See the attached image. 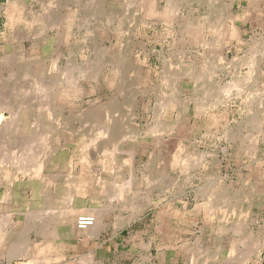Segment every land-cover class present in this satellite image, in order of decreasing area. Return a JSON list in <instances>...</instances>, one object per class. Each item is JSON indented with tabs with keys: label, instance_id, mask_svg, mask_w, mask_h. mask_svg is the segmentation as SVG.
Here are the masks:
<instances>
[{
	"label": "rangeland",
	"instance_id": "1",
	"mask_svg": "<svg viewBox=\"0 0 264 264\" xmlns=\"http://www.w3.org/2000/svg\"><path fill=\"white\" fill-rule=\"evenodd\" d=\"M57 1L0 0V105L4 104L3 107L5 108V103L11 102V100V103H14L13 106H16V103L20 102L19 100L26 103L29 102V104L30 102H32V107L34 108L32 111L33 113H30L28 123L26 125L27 130L29 131L30 129V134H26H29L30 136L34 135L38 130L41 132L46 131L47 129L48 131L51 129L54 130V135H52L49 142L51 143V146H53V148H56L57 150V153L51 165L44 171L48 177V184H50L51 186L46 183L40 185L38 182H28V180H22L23 182H21L20 184L4 183L0 185V215H13L15 221L14 231H18V233L25 231V221H27L28 218L27 214H30L35 210L37 211L48 208L49 202L46 204L44 202L45 199L40 194L41 186L47 187V192H52L54 190L52 192L54 193V195L58 194L61 196L64 192H66V190H68L71 183L79 175L85 181L82 184L84 186H87L88 191L84 196L78 195L73 197L72 206L80 210L84 208H101L102 206H105L104 208L107 209V214L109 215H107L105 219V227L101 230V233L99 235L100 237H98V240L95 241V244H85L86 239L83 235H76L71 232L72 229L70 227L59 225L57 229L58 233L60 234L61 238H63L67 243L70 244V247L65 251L66 256L63 260H77L82 253L90 248H94L99 245L97 258L102 261V264H196V260H198L197 264H205L208 256V262L206 261V264H264V0H192V2L188 0L182 2L177 6V9H175V13L172 7H170L171 4L169 3V0H156L157 2L154 0L156 2H154L156 4V8L154 7V13L148 12L149 7L147 5L149 0H125L126 2L124 0H59L60 3ZM138 1L140 3H138ZM150 1L153 2V0ZM71 2L73 4H71ZM85 2L86 4L88 3V6L85 4ZM158 2L159 5H157ZM9 4H16V7L13 8V6H9ZM50 4L53 6L50 7ZM60 4L62 7L60 6ZM100 4H103L102 7H98V5ZM19 5H21V7ZM107 5L111 7L109 8ZM135 5H139V8ZM6 6L9 7L6 8ZM82 6H84V8ZM94 6L95 8H93ZM70 7L72 9V12L71 9L69 10ZM103 9L106 10L104 11ZM136 9H138V13ZM96 10H98L99 12ZM128 11L130 13H126ZM67 12L69 13V15L73 14V25L71 26V28H68L66 25L65 19L68 16ZM94 12L95 14L98 12L100 15H95ZM23 13L25 14L23 15ZM54 13H56L57 15H55ZM60 14H62L61 17ZM168 14L171 15L169 16ZM158 15L159 18L157 17ZM9 16H12L13 18L22 16L24 19H27V24L16 22L15 24L14 20L10 21ZM167 16L169 18H167ZM172 16L174 17L172 18ZM188 16L190 17V19H188ZM34 17H36V19ZM56 17L60 20L58 19L57 21ZM113 18L115 19V22H113ZM131 18L133 20H131ZM155 18L157 21L155 20ZM142 19L144 22L142 21ZM255 19L258 20L255 21ZM136 20L138 21V23ZM119 21H122L123 24ZM139 21L142 22L140 23ZM191 21H194V23H192ZM53 22H56V24H54ZM128 22H130V24ZM29 23L31 25H29ZM251 23L253 25H251ZM261 23L263 24V26ZM131 24L135 26H132ZM194 24L196 28H199V26H201L202 24L206 27L205 31L203 32V34H206L202 37L197 36L198 40H194L195 34L192 33L196 32V30L198 29H195ZM32 25L35 26L33 27ZM221 25L224 27V29L223 27H221ZM30 26H32V28ZM39 27L41 28L39 29ZM42 27L44 28V30L42 29ZM51 27H53V29H51ZM119 27L121 31L119 30ZM187 27H191V30ZM48 28L49 30L47 31ZM184 28L187 30L184 31ZM64 30L67 31L65 32ZM40 31H42L43 33ZM27 32L29 33L27 34ZM36 33L38 35L35 36ZM39 36L40 41H38L37 39L39 38ZM60 36L66 41L62 40ZM125 36L129 37L130 39ZM70 37L72 40L70 39ZM92 37L94 39H92ZM33 39H35V41ZM203 39L208 43V45H203L202 43H200ZM57 40H60V45L55 44V42L58 43ZM67 40H70L71 42L68 41L70 42L68 43ZM182 40L185 42H183ZM72 46H75V50H73L74 48ZM71 51L73 52V54L71 53ZM123 51H125V53ZM60 54L61 56L59 57ZM67 54L69 56H67ZM111 54L115 57L114 61L112 60L114 58ZM195 55L196 58L194 57ZM70 58L72 59V61ZM30 59L31 61H34V64L30 63ZM97 59H99V61ZM149 59L151 61H149ZM109 61H111L112 64L114 63V65L111 66L112 64H110L111 62ZM182 61H184L183 64H181ZM218 61L221 64H219ZM39 62L41 65L38 64ZM46 62L49 63L47 64ZM76 63L78 66L76 65ZM50 64H54L55 67L54 65L51 66ZM67 64L72 65L69 66ZM190 64L195 65L199 68L202 67V64L203 66L206 64L208 67H210V102H201L202 96L199 95L198 92H196L197 85L196 83L194 84V79L192 80V78L189 76L188 78L187 76L180 78L182 69H184V67L186 66H189ZM36 65L38 66V70ZM67 66L71 70H69ZM92 66L95 68H93ZM48 68L51 69L49 70ZM76 68L82 70L84 69V71L89 70L90 72V74L88 75V79L81 80L79 86H81L82 88L79 87L78 93L72 92L74 90L70 88L72 90H70V95L62 94L61 96H54L49 99V103L48 100L46 101L44 99H36L34 95L30 93L20 95L15 91L18 90L17 88L28 86L26 84V80L24 79V73L27 71L33 72L36 76H39L44 80L47 78L45 81H56L58 83L62 81L61 83L64 85L67 82V75L72 74V72L76 71ZM100 68L101 70L99 71ZM103 68L111 71L110 74L109 71ZM66 70H68V72ZM8 71L9 73H7ZM106 71L108 73H106ZM10 73L13 77L10 76ZM102 73L105 78L103 77ZM105 74H107L108 76ZM112 74L118 75L117 79L116 76L114 77ZM168 74H170V77ZM18 75L20 76L18 77ZM109 75L111 76V78ZM15 77L17 78V81H15ZM106 77H108L109 79H106ZM9 78L12 79V81L9 80ZM13 78L15 80H13ZM101 78H104V81ZM176 78H178L177 80L179 81H177ZM118 79H120V81ZM5 80L7 83L5 82ZM16 82L20 84L18 85ZM143 82L148 84H145ZM2 85H4V87ZM15 85H18L19 87H16ZM114 85H117L118 87H114ZM12 87L13 89L10 90V88ZM14 87L16 88L14 89ZM90 88L92 90L94 89L93 91L95 92H91L92 90ZM143 89H145L146 91ZM227 90H230L228 94L226 93L228 92ZM3 92L5 94L7 92L8 93L5 95ZM133 92L135 94H133ZM257 92L259 95L257 94ZM29 94L30 96H32L29 97ZM2 95H4L5 97ZM112 97L115 99H113ZM144 97H148L147 100ZM5 98L6 101H4ZM32 99H34L35 101ZM173 99H176L175 102L173 101ZM107 100L110 102H108ZM38 101L39 103H37ZM171 101H173L174 105L168 106L169 102ZM52 102L54 104H51ZM198 103H204L203 105L205 106L203 112L200 111L201 114L197 110ZM35 106H37V109ZM39 106H42V108H40ZM51 106L54 107V111L50 112L52 118L48 113L49 107L51 108ZM66 106L70 110H68ZM182 106L184 107V109ZM38 107L40 108L39 110ZM102 108H106L110 111L111 114L109 113V111H107L106 109L105 111ZM175 109H177L178 111ZM114 110H116V112ZM107 112L109 113L108 115ZM176 112H179L177 113L178 115L176 114ZM1 113L4 114L5 118L7 117V119L9 120H11L16 114L12 110V108L4 109V111H2ZM208 113L210 117H208ZM71 116L74 118H71ZM35 118L37 122L35 121ZM111 119H114L113 121L115 122V124L114 122H111ZM251 119L253 121H251ZM108 120L110 121V123ZM184 120L187 122H185ZM99 122L102 124H100ZM33 123L37 124L34 126ZM107 123H109L110 125L111 123H113V126H111L112 131H117H114L116 133L115 139L114 137H112V135H105L102 133L104 132L103 129L105 128L104 124L106 126L109 125ZM116 123L119 124L120 127L117 126ZM96 124L98 128L96 127ZM191 125L193 126L192 128ZM128 129L132 130L128 131ZM31 130L33 134L31 133ZM124 131L125 133H123ZM184 131L187 133V135ZM203 133L205 135H203ZM161 135L162 138L158 137ZM154 136L157 138L156 140ZM0 138V146H3L4 144L1 135ZM82 141L84 144H82ZM180 141L182 144L180 143ZM17 143L18 141L15 143V145ZM63 144H65L64 147ZM85 144H88V147L84 146ZM184 147L186 151L184 150ZM1 148L2 147H0V156L2 152ZM177 148H179L181 151ZM176 150H179L180 152H177ZM108 151H110V153H108ZM188 151L190 153H188ZM102 152L104 153V156ZM171 153L173 154L170 155ZM164 154L167 155L164 157ZM83 155L84 157L90 156V160L93 159L90 163H88L90 165L81 161V159L83 160L84 158ZM100 155L101 157H99ZM131 155L132 158L130 157ZM95 157H97V159ZM189 158L195 159L194 161L197 163L195 164L196 167L195 165H192L188 169H184L183 162ZM101 159H106V161L104 160L101 163ZM177 160L178 162H181H179L181 165L175 164ZM181 160L184 161L182 162ZM153 161L155 162L153 163ZM71 162L72 165H70ZM102 164L104 166L103 168ZM128 164H131L132 167L128 166ZM152 164L154 167H152ZM137 166H139L140 168ZM168 167L171 168L169 169ZM193 167L195 168V170ZM70 168L72 170H70ZM110 168H113L112 171ZM120 169L122 172L120 171ZM67 172H69L70 174ZM110 172H112L113 174ZM50 174L52 175V177ZM111 174L112 176H109ZM55 175L57 176V178ZM67 175L70 177H68ZM158 175L159 177L163 175L164 178V186L162 187V189L159 186L158 182L155 183L154 177H158ZM115 177L117 179H114ZM142 177H145V179ZM141 178L143 179V181ZM97 179L99 180L97 181ZM100 179L104 180L101 182ZM130 179L134 185L131 184ZM134 180H136L137 182ZM126 181L130 182L132 190L135 189L130 195V200H133V202H135L134 205L142 204L146 206V209L142 212V214L137 213L134 218L132 217L135 213V210H133L134 207H123L122 203H119L118 200L112 198L110 199V192L115 189V182L128 187V182ZM208 181L209 184H207ZM189 184L191 186L190 188ZM98 185L101 186L99 189ZM106 185L108 186L106 187ZM143 185L148 187L144 188ZM207 186L209 189H205ZM6 187L12 189V197H10L9 199H4V196L9 193L7 192ZM136 187L140 190L138 189L137 191ZM167 188L169 190H167ZM105 190H109L108 192L110 194H107L108 192L106 193ZM134 191L137 192L134 193ZM94 195H97L101 199L97 198L96 200V197ZM135 195L137 198L135 197ZM195 196L198 198V200L195 198ZM2 197L3 200H6V202L2 200ZM148 198H150L153 204H149ZM57 202L56 204L58 205V207L57 205H54V208H56L58 211L64 209L62 204L65 205V203H60L59 201ZM109 203L111 204V206H108L110 205ZM205 204L207 205V207L212 209V212L210 211L209 213V209L204 208ZM168 205L171 207L167 208L166 206ZM23 212H25V214H23ZM167 214H169V216ZM132 218L133 220H131ZM110 223L115 224L111 225ZM75 228L76 230L81 232L78 226H76ZM28 238L29 241H31L30 243L33 248L35 247V244L42 246L43 243L47 241L36 231H31L28 235ZM164 238H166L167 240ZM4 243L6 244V242L0 241V244H2L0 245V264H10L9 259L5 255L7 246H5ZM189 248H192L195 252L192 249L188 251ZM34 249H37V247H35ZM185 250L187 251V253ZM196 252L204 253L201 254ZM194 254L196 257L194 256ZM200 256L202 258H200ZM16 262V260H13L12 264H17Z\"/></svg>",
	"mask_w": 264,
	"mask_h": 264
},
{
	"label": "bare ground",
	"instance_id": "2",
	"mask_svg": "<svg viewBox=\"0 0 264 264\" xmlns=\"http://www.w3.org/2000/svg\"><path fill=\"white\" fill-rule=\"evenodd\" d=\"M57 1V0H56ZM81 1V0H80ZM98 1V0H97ZM125 1V0H124ZM141 1V0H140ZM156 1V0H155ZM154 0H153V2L152 1H148V7H149V10H148V12H150V13H154L155 12V3L157 2H155ZM184 1H188V0H169V3L171 4V6L170 7H172V9H173V11H174V13L176 12L175 11V9H177V6L178 5H180L182 2H184ZM191 2H192V0H190ZM205 1V0H204ZM203 1V2H204ZM10 2V1H9ZM42 2V1H41ZM52 2V1H51ZM57 2H59V0L57 1ZM62 2V1H61ZM70 2V1H69ZM104 2V1H103ZM102 2V3H103ZM126 2V1H125ZM124 2V3H125ZM155 2V3H154ZM164 2V1H163ZM190 2V3H191ZM202 2V3H203ZM254 2V1H253ZM60 3V2H59ZM91 3V2H90ZM95 3V2H94ZM100 3V2H99ZM98 3V4H99ZM134 3V2H133ZM138 3H140L139 1H138ZM31 4V3H30ZM47 4V3H46ZM57 4V3H56ZM63 4H64V2H63ZM68 4V3H67ZM66 4V5H67ZM71 4H73L72 2H71ZM79 4H80V2H79ZM84 4V3H83ZM85 4H86V2H85ZM88 4V3H87ZM86 4V5H87ZM93 4V3H92ZM147 4V3H146ZM254 4V3H253ZM16 4H14V5H10L9 4V6H13V8L14 7H16L15 6ZM55 5V4H54ZM58 5V4H57ZM65 5V6H66ZM82 5V4H81ZM95 5H97V4H95ZM103 5V4H102ZM102 5L100 4V5H98V7H102ZM125 5V4H124ZM157 5H159V2H158V4ZM8 6V7H9ZM20 7H21V5H19ZM51 6H53V5H51L50 4V7ZM60 6H61V4H60ZM69 6V5H68ZM88 6V5H87ZM108 6V5H107ZM134 6V5H133ZM135 6H139V5H135ZM7 6H6V8H8ZM19 7V8H20ZM28 7V6H27ZM56 7V6H55ZM62 7V6H61ZM83 8H84V6H82ZM92 7V6H91ZM109 7V6H108ZM111 7V6H110ZM109 7V8H110ZM129 7V6H128ZM155 7V8H154ZM3 8V7H2ZM24 8V7H23ZM22 8V9H23ZM79 8H80V6H79ZM86 8H90V7H86ZM93 8H95V6L93 7ZM92 8V9H93ZM96 8H97V6H96ZM133 8V7H132ZM139 8V7H138ZM159 8V7H158ZM164 8V7H163ZM25 9V8H24ZM30 9V8H29ZM56 9V8H55ZM67 9V8H66ZM71 9V7L69 8V10ZM99 9V8H98ZM165 9V8H164ZM166 9H167V7H166ZM9 10V9H8ZM46 10V9H45ZM86 10V9H85ZM104 11L106 10V9H103ZM112 10V9H111ZM133 10V9H132ZM137 10V13H138V9H136ZM140 10V9H139ZM17 11H19V10H17ZM44 11V10H43ZM47 11V10H46ZM53 11H56V10H53ZM62 11V10H61ZM60 11V12H61ZM77 11V10H76ZM87 11V10H86ZM96 11H98V10H96ZM102 11V10H101ZM108 11H109V9H108ZM107 11V12H108ZM113 11V10H112ZM115 11H116V9H115ZM122 11V10H121ZM126 11V10H125ZM124 11V12H125ZM134 11V10H133ZM163 11V10H162ZM172 11V10H171ZM192 11V10H191ZM29 12V11H28ZM33 12V11H32ZM34 12H36V11H34ZM45 12V11H44ZM49 12V11H48ZM59 12V13H60ZM71 12H72V9H71ZM79 12H81V11H79ZM82 12H85V11H82ZM89 12V11H88ZM99 12V11H98ZM96 13V14H99V13ZM103 12V11H102ZM111 12V11H110ZM193 12V11H192ZM20 13H22V12H20ZM68 13V12H67ZM69 13H70V11H69ZM69 13H68V16L66 17V25H67V27L68 28H71V26L73 25L72 24V21H73V14L72 15H69ZM112 13V12H111ZM122 13V12H121ZM126 13H130L129 11L128 12H126ZM132 13V12H131ZM161 13V12H160ZM170 13H172V12H170ZM174 13H172V14H174ZM189 13V12H188ZM203 13V12H202ZM25 13H23V15H24ZM32 14V13H31ZM44 14H46V13H44ZM55 15H57L56 13H54ZM89 14H90V12H89ZM88 14V15H89ZM94 14H95V12H94ZM95 14V15H96ZM104 14V13H103ZM108 14V13H107ZM149 14V13H148ZM162 14V13H161ZM165 14V13H164ZM196 14V13H195ZM22 15V16H23ZM41 15V14H40ZM61 15L62 14H60V17H61ZM76 15V14H75ZM81 15V14H80ZM88 15H86V16H88ZM91 15V14H90ZM89 15V16H90ZM95 15H94V17H95ZM100 15V14H99ZM113 15V14H112ZM111 15V16H112ZM118 15V14H117ZM120 15V14H119ZM163 15V14H162ZM169 16L171 15V14H168ZM175 15H177V14H175ZM215 15V14H214ZM22 16H19L18 18H13L12 16H9V18H10V21H12V20H14V23L16 22V23H25V24H27L26 22H27V19H24ZM37 16V15H36ZM39 16V15H38ZM47 16V15H46ZM65 16H66V14H65ZM114 16H116V15H114ZM113 16V17H114ZM126 16V15H125ZM141 16V15H140ZM144 16V15H143ZM143 16H142V18H143ZM181 16V15H180ZM200 16V15H199ZM209 16V15H208ZM244 16V15H243ZM45 17V16H44ZM58 17V16H57ZM56 17V19H57V21H58V19L59 18H57ZM84 17V16H83ZM92 17H93V15H92ZM102 17V16H101ZM106 17H108V16H106ZM132 17H134V16H132ZM158 18H159V15L157 16ZM174 16H172V18H173ZM178 17V16H177ZM203 17V16H202ZM205 17V16H204ZM35 19H36V17H34ZM40 18V17H39ZM48 18V17H47ZM51 18V17H50ZM76 18V17H75ZM74 18V19H75ZM123 18V17H122ZM138 18V17H137ZM146 18V17H145ZM154 18V17H153ZM152 18V19H153ZM166 18V17H165ZM167 18H169L168 16H167ZM187 18V17H186ZM191 18H193V17H191ZM233 18V17H232ZM46 19V18H45ZM77 19V18H76ZM86 19V18H85ZM96 19V18H95ZM98 19V18H97ZM107 19V18H106ZM114 19V18H113ZM113 19H112V21H113ZM118 19V18H117ZM125 19V18H124ZM129 19V18H128ZM164 19V18H163ZM188 19H190V17L188 16ZM196 19V18H195ZM208 19V18H207ZM29 20V19H28ZM39 20V19H38ZM53 20V19H52ZM60 20V19H59ZM82 20V19H81ZM110 20V19H109ZM131 20H133L132 18H131ZM155 20H156V18H155ZM194 20V19H193ZM197 20V19H196ZM195 20V21H196ZM200 20V19H199ZM258 20V19H257ZM256 19H255V21H257ZM40 21V20H39ZM42 21V20H41ZM43 21H44V19H43ZM55 21V20H54ZM107 21V20H106ZM123 21V20H122ZM122 21L120 22V23H122ZM130 21V20H129ZM137 21V20H136ZM142 21H143V19H142ZM141 21V22H142ZM157 21V20H156ZM159 21V20H158ZM176 21V20H175ZM185 21H187V20H185ZM184 21V22H185ZM189 21V20H188ZM30 22V21H29ZM33 22H34V20H33ZM32 22V23H33ZM35 22H36V20H35ZM38 22V21H37ZM75 22V21H74ZM97 22V21H96ZM113 22H115V19H114V21ZM113 22H111V23H113ZM118 22V23H119ZM127 22V21H126ZM135 22V21H134ZM140 22V21H139ZM140 22V23H141ZM144 22V21H143ZM170 22V21H169ZM168 22V23H169ZM172 22H173V19H172ZM172 22H171V24H172ZM192 23H194V21H191ZM210 22V21H209ZM251 22V21H250ZM253 22V21H252ZM261 22H262V20H261ZM264 22V21H263ZM15 23V24H16ZM31 23V22H30ZM29 23V25H31ZM40 23V22H39ZM54 23V22H53ZM63 23H64V20H63ZM108 23H109V21H108ZM129 24H130V22H128ZM127 23V24H128ZM137 23H138V21H137ZM147 23V22H146ZM164 23V22H163ZM198 23H199V21H198ZM220 23H222V22H220ZM24 24V25H25ZM44 24H45V22H44ZM54 24H56V22L54 23ZM61 24V23H60ZM59 24V25H60ZM86 24V23H85ZM88 24V23H87ZM98 24V23H97ZM123 24V23H122ZM126 24V25H127ZM134 24V23H133ZM161 24H162V22H161ZM179 24V23H178ZM262 24V23H261ZM37 25V24H36ZM42 25V24H41ZM52 25V24H51ZM51 25H49V26H51ZM62 25V24H61ZM60 25V26H61ZM81 25V24H80ZM82 25H83V22H82ZM115 25V24H114ZM113 25V26H114ZM132 25V24H131ZM141 25V24H140ZM143 25V24H142ZM170 25V24H169ZM180 25V24H179ZM184 25V24H183ZM196 25H197V22H196ZM251 25H253L252 23H251ZM254 25H255V23H254ZM256 25H257V23H256ZM33 26V25H32ZM32 26H30L31 28H32ZM35 26V25H34ZM33 26V27H34ZM44 26V25H43ZM56 26V25H55ZM58 26V25H57ZM75 26V25H74ZM86 26V25H85ZM84 26V27H85ZM93 26H96V25H93ZM110 26V25H109ZM111 26H112V24H111ZM128 26V25H127ZM126 26V27H127ZM132 26H135V25H132ZM189 26H191V25H189ZM194 26H195V24H194ZM234 26V25H233ZM262 26H263V24H262ZM66 27V26H65ZM83 27V28H84ZM122 27V26H121ZM148 27V26H147ZM146 27V28H147ZM184 27V26H183ZM209 27V26H208ZM221 27H223L222 25H221ZM36 28V27H35ZM41 27H39V29H40ZM58 28V27H57ZM62 28V27H61ZM81 28V27H80ZM90 28V27H89ZM93 28V27H92ZM107 28H108V26H107ZM130 28V27H129ZM151 28V27H150ZM187 28H190V30H191V27H187ZM198 28V27H197ZM196 28V26H195V29H197ZM42 29L44 30V28L42 27ZM51 29H53V27H51ZM55 29V28H54ZM64 29V28H63ZM67 29V28H66ZM78 29V28H77ZM91 29V28H90ZM98 29V28H97ZM115 29H116V27H115ZM114 29V30H115ZM118 29V28H117ZM122 29V28H121ZM131 29V28H130ZM132 29H135V28H132ZM178 29V28H177ZM193 29V28H192ZM205 29H206V27L205 26H203V24L201 25V26H199V28L196 30V32H192V31H190V32H192V33H194L195 34V37H194V40H198L197 38V36H200V37H202V36H204L205 34H203V32L205 31ZM209 29V28H208ZM223 29H224V27H223ZM222 29V30H223ZM31 30H33V29H31ZM35 30V29H34ZM49 30V28L47 29V31ZM101 30H103V29H101ZM108 30H109V28H108ZM119 30H120V27H119ZM128 30V29H127ZM185 30H187V29H185L184 28V31ZM221 30V29H220ZM13 31H15V30H13ZM19 31V30H18ZM38 31V30H37ZM47 31H45V32H47ZM58 31H60V30H58ZM57 31V32H58ZM65 32L67 31V30H64ZM84 31V30H83ZM92 31V30H91ZM95 31H97V30H95ZM121 31V30H120ZM123 31V30H122ZM129 31V30H128ZM132 31V30H131ZM189 31V30H188ZM16 32H17V30H16ZM34 32V31H33ZM32 32V33H33ZM40 32H42V31H40ZM113 32H115V31H113ZM124 32V31H123ZM139 32V31H138ZM182 32H183V29H182ZM187 32V31H186ZM220 32V31H219ZM29 32H27V34H28ZM43 33V32H42ZM107 33V32H106ZM127 33V32H126ZM191 33V34H192ZM233 33V32H232ZM24 34V33H23ZM30 34H31V32H30ZM46 34H48V33H46ZM56 34V33H55ZM58 34H60V33H58ZM65 34V33H64ZM100 34V33H99ZM103 34V33H102ZM186 34H188V33H186ZM36 35H38L37 33L35 34V36ZM66 35H67V33H66ZM71 35V34H70ZM80 35V34H79ZM101 35V34H100ZM188 35H190V34H188ZM30 36V35H29ZM32 36H33V34H32ZM34 36V37H35ZM52 36V35H51ZM51 36H49V37H51ZM59 36V35H58ZM92 36V35H91ZM130 36V35H129ZM134 36V35H133ZM138 36V35H137ZM161 36H162V34H161ZM167 36V35H166ZM234 36V35H233ZM16 37V36H15ZM26 37V36H25ZM31 37V36H30ZM61 37V36H60ZM89 37V36H88ZM125 37H127V36H125ZM183 37V36H182ZM182 37H181V39H182ZM191 37V36H190ZM221 37V36H220ZM7 38H9V37H7ZM13 38V37H12ZM21 38V37H20ZM57 38V37H56ZM68 38V37H67ZM76 38V37H75ZM118 38V37H117ZM123 38V37H122ZM121 38V39H122ZM127 38H129V37H127ZM138 38V37H137ZM158 38H161V37H158ZM171 38V37H170ZM184 38H186V37H184ZM183 38V39H184ZM193 38V37H192ZM204 38V37H203ZM18 39V38H17ZM26 39V38H25ZM36 39V38H35ZM35 39H33L34 41H35ZM38 39V41H40L39 39H40V36H39V38H37ZM36 39V40H37ZM44 39V38H43ZM60 39V38H59ZM61 39H62V37H61ZM70 39H71V37H70ZM92 39H94L93 37H92ZM119 39H120V37H119ZM130 39V38H129ZM205 39V38H204ZM204 39L203 40H201V42L200 43H202L203 45H208V43L207 42H205L204 41ZM24 40V39H23ZM27 40H28V38H27ZM32 40V41H33ZM62 40H64V39H62ZM72 40V39H71ZM78 40V39H77ZM99 40V39H98ZM102 40V39H101ZM105 40V39H104ZM134 40V39H133ZM144 40V39H143ZM165 40V39H164ZM177 40H178V38H177ZM6 41H7V39H6ZM22 41V40H21ZM50 41H52V40H50ZM58 41V43H56L55 42V44H59V41L60 40H57ZM64 41H66V40H64ZM63 41V42H64ZM68 41H70V40H67V42ZM89 41V40H88ZM107 41V40H106ZM136 41V40H135ZM171 41V40H170ZM179 41H180V38H179ZM183 41V40H182ZM188 41V40H187ZM192 41V40H191ZM8 42H9V40H8ZM29 42V41H28ZM66 42V43H67ZM71 42V41H70ZM70 42H68V43H70ZM91 42V41H90ZM108 42V41H107ZM163 42V41H162ZM173 42V41H172ZM176 42V41H175ZM183 42H185V41H183ZM36 43V42H35ZM66 43H64V44H66ZM142 43V42H141ZM146 43V42H145ZM161 43V42H160ZM188 43V42H187ZM213 43V42H212ZM263 43V42H262ZM18 44V43H17ZM61 44V43H60ZM59 44V45H60ZM73 44V43H72ZM71 44V45H72ZM78 44V43H77ZM103 44V43H102ZM136 44V43H135ZM154 44V43H153ZM190 44H192V43H190ZM199 44V43H198ZM224 44V43H223ZM40 45V44H39ZM39 45H38V47H39ZM74 45V44H73ZM76 45V44H75ZM101 45V44H100ZM146 45V44H145ZM181 45V44H180ZM187 45V44H186ZM220 45H221V43H220ZM255 45V44H254ZM42 46V45H41ZM48 46V45H47ZM53 46V45H52ZM69 46H70V44H69ZM189 46V45H188ZM191 46V45H190ZM194 46V45H193ZM197 46V45H196ZM212 46V45H211ZM35 47V46H34ZM36 47H37V45H36ZM73 47V46H72ZM71 47V48H72ZM75 47V46H74ZM73 47V48H74ZM79 47V46H78ZM154 47V46H153ZM42 48V47H41ZM55 48V47H54ZM77 48V47H76ZM124 48V47H123ZM148 48V47H147ZM166 48V47H165ZM182 48H183V46H182ZM203 48V47H202ZM22 49H24V48H22ZM62 49V48H61ZM109 49H111V48H109ZM150 49V48H149ZM169 49V48H168ZM59 50V49H58ZM73 50H75V48L73 49ZM72 50V51H73ZM151 50V49H150ZM161 50V49H160ZM176 50V49H175ZM209 50V49H208ZM69 51V50H68ZM71 51V53L73 54V52ZM83 51V50H82ZM111 51V50H110ZM128 51V50H127ZM165 51V50H164ZM167 51V50H166ZM171 51V50H170ZM178 51V50H177ZM176 51V52H177ZM21 52V51H20ZM22 52H24V51H22ZM70 52V51H69ZM116 52V51H115ZM122 52V51H121ZM124 53H125V51H123ZM206 52V51H205ZM204 52V53H205ZM56 53V52H55ZM77 53V52H76ZM117 53V52H116ZM119 53V52H118ZM171 53V52H170ZM256 53V52H255ZM254 53V54H255ZM21 54H23V53H21ZM54 54V53H53ZM63 54V53H62ZM69 54V53H68ZM67 54V56H69ZM101 54V53H100ZM150 54V53H149ZM206 54V53H205ZM5 55V54H4ZM14 55V54H13ZM58 55V54H57ZM112 55V54H111ZM117 55V54H116ZM126 55V54H125ZM166 55V54H165ZM207 55V54H206ZM210 55V54H209ZM61 56V54L59 55V57ZM64 56V55H63ZM62 56V57H63ZM67 56H65V57H67ZM74 56V55H73ZM86 56V55H85ZM95 56V55H94ZM113 56V55H112ZM132 56V55H131ZM153 56V55H152ZM193 56V55H192ZM245 56H247V55H245ZM36 57V56H35ZM64 57V58H65ZM75 57V56H74ZM92 57H93V55H92ZM123 57H124V55H123ZM195 58H196V55L194 56ZM219 57H221V56H219ZM28 58H31V57H28ZM58 58V57H57ZM63 58V59H64ZM86 58V57H85ZM110 58H112V57H110ZM113 58L114 59H112L113 61L115 60V57L113 56ZM116 58H117V56H116ZM122 58V57H121ZM159 58V57H158ZM23 59V58H22ZM60 59V58H59ZM58 59V60H59ZM71 59V58H70ZM74 59V58H73ZM119 59V58H118ZM151 59V58H150ZM149 59V61H151ZM188 59V58H187ZM194 59V58H193ZM219 59V58H218ZM221 59V58H220ZM241 59V58H240ZM264 59V58H263ZM14 60V59H13ZM20 60V59H19ZM50 60V59H49ZM52 60V59H51ZM57 60V61H58ZM98 61H99V59H97ZM239 60V59H238ZM30 61H31V59H30ZM40 61V60H39ZM53 61V60H52ZM69 61V60H68ZM71 61H72V59H71ZM101 61V60H100ZM145 61H146V58H145ZM172 61V60H171ZM224 61V60H223ZM222 61V62H223ZM249 61V60H248ZM34 61H31L30 63H33ZM51 62V61H50ZM54 62H56V61H54ZM92 62V61H91ZM104 62V61H103ZM109 62H111V61H109ZM219 62V61H218ZM19 63V62H18ZM30 63H29V65H30ZM47 63V62H46ZM49 63V62H48ZM47 63V64H48ZM58 63V62H57ZM59 63H61V62H59ZM68 63H70V62H68ZM151 63V62H150ZM184 63V61H182V63L181 64H183ZM248 63V62H247ZM34 64V63H33ZM38 64H40V62L38 63ZM37 64V65H38ZM45 64V63H44ZM55 64V63H54ZM54 64H52V65H54ZM88 64V63H87ZM109 64V63H108ZM110 64H112V62L110 63ZM162 64V63H161ZM219 64H221L220 62H219ZM10 65V64H9ZM23 65H24V63H23ZM36 65V67H37V70H38V66ZM41 65V64H40ZM39 65V66H40ZM51 65V64H50ZM51 65V66H52ZM61 65V64H60ZM67 65H69V64H67ZM72 65V64H71ZM71 65H69V66H71ZM76 65H77V63H76ZM90 65V64H89ZM114 65V63L111 65V66H113ZM153 65V64H152ZM151 65V66H152ZM200 65V64H199ZM11 66V65H10ZM34 66V65H33ZM57 66V65H56ZM59 66V65H58ZM78 66V65H77ZM76 66V67H77ZM87 66V65H86ZM85 66V67H86ZM116 66V65H115ZM173 66V65H172ZM171 66V67H172ZM185 66V65H184ZM263 66V65H262ZM5 67V66H4ZM12 67V66H11ZM22 67V66H21ZM45 67H47V66H45ZM49 67V66H48ZM54 67H55V65H54ZM68 67V66H67ZM93 67V66H92ZM104 67V66H103ZM124 67V66H123ZM126 67V66H125ZM44 68V67H43ZM63 68V67H62ZM69 68V67H68ZM72 68H74V67H72ZM84 68V67H83ZM93 68H95V67H93ZM97 68V67H96ZM102 68V67H101ZM101 68L99 69V71L101 70ZM141 68V67H140ZM149 68V67H148ZM170 68V67H169ZM181 68V67H180ZM33 69V68H32ZM49 69V68H48ZM51 69V68H50ZM49 69V70H50ZM57 69V68H56ZM103 69H105V68H103ZM118 69V68H117ZM139 69V68H138ZM144 69V68H143ZM146 69V68H145ZM28 70V69H27ZM69 70H71L70 68H69ZM76 71H74V72H72V74H69V75H67V82L63 85L61 82L60 83H58V82H56V81H45L43 78H40L39 76H36L33 72H29V71H27V72H25L24 73V79L26 80V84L28 85L27 87H22V88H17L18 90H15L16 92H18L20 95L22 94V95H25V94H27V93H30V94H32V95H34V97L36 98V99H44V100H48V102H49V99H51L52 97H54V96H57V95H62V94H69V93H71L70 92V90L71 89H73L74 91H72V92H76V93H78L79 92V87H81V86H79V84H80V82H81V80H83V79H88L89 77H88V75L90 74V72H89V70L88 71H84V69L82 70V69H75ZM98 70V69H97ZM105 70H107V69H105ZM168 70V69H167ZM61 71H63V70H61ZM67 72H68V70H66ZM107 71H109V70H107ZM106 71V73H108ZM180 71H181V69H180ZM6 72V71H5ZM14 72V71H13ZM17 72V71H16ZM24 72V71H23ZM22 72V73H23ZM105 72V71H104ZM110 72L111 71H109V74H110ZM118 72V71H117ZM123 72V71H122ZM176 72V71H175ZM262 72V71H261ZM7 73H9V71L7 72ZM15 73V72H14ZM18 73V72H17ZM16 73V74H17ZM38 73H39V71H38ZM96 73V72H95ZM127 73V72H126ZM144 73V72H143ZM164 73V72H163ZM60 74V73H59ZM93 74V73H92ZM117 74V73H116ZM113 75L114 77L116 76V79H117V76L118 75ZM145 74V73H144ZM167 74V73H166ZM40 75V74H39ZM55 75V74H54ZM58 75V74H57ZM96 75V74H95ZM102 75H103V73H102ZM102 75H100V76H102ZM105 75H107V74H105ZM121 75V74H120ZM124 75V74H123ZM169 75V77H170V74H168ZM10 76L11 77H13L12 76V74L10 73ZM20 75H18V77H19ZM99 76V75H98ZM108 76V75H107ZM110 76V75H109ZM127 76H128V74H127ZM142 76V75H141ZM165 76V75H164ZM185 76H187V78H188V76L189 77H191L192 78V80L194 79L195 80V82H194V84L196 83V85H197V88H196V92H198V94L199 95H201L202 96V98H201V102H206V101H209L210 100V67H208L206 64L203 66V64H202V67H197V66H195V65H189V66H186V67H184V69H182V71H181V73H180V78H182V77H185ZM94 77V76H93ZM103 77H104V75H103ZM113 77V78H114ZM120 77V76H119ZM105 78V77H104ZM103 78V79H104ZM108 77H106V79H107ZM110 78H111V76H110ZM121 78V77H120ZM126 78V77H125ZM172 78V77H171ZM16 79V80H15ZM15 79L13 78V80H15V81H17V78L15 77ZM62 79H63V77H62ZM100 79V78H99ZM98 79V80H99ZM102 79V78H101ZM102 79V80H103ZM105 79V80H106ZM109 79V78H108ZM166 79V78H165ZM178 78H176V80H177ZM259 79V78H258ZM9 80H11L12 81V79H10L9 78ZM90 80V79H89ZM92 80V79H91ZM97 80V79H96ZM101 80V81H102ZM112 80V79H111ZM119 81H120V79H118ZM127 80V79H126ZM172 80V79H171ZM243 80V79H242ZM65 81V80H64ZM100 81V80H99ZM104 81V80H103ZM102 81V82H103ZM108 81H110V80H108ZM115 81V80H114ZM117 81V80H116ZM138 81H141V80H138ZM151 81V80H150ZM157 81V80H156ZM164 81V80H163ZM169 81V80H168ZM174 81V80H173ZM177 81H179V80H177ZM180 81H181V79H180ZM5 82H6V80H5ZM85 82V81H84ZM84 82H82V83H84ZM98 82V81H97ZM133 82H134V80H133ZM136 82V81H135ZM167 82V81H166ZM176 82V81H175ZM236 82V81H235ZM4 83V82H3ZM7 83V82H6ZM10 83V82H9ZM17 83V82H16ZM82 83H81V85H82ZM109 83V82H108ZM113 83V82H112ZM117 83H120V82H117ZM143 83H145V82H143ZM231 83V82H230ZM237 83V82H236ZM235 83V84H236ZM257 83V82H256ZM18 84V83H17ZM20 84V83H19ZM18 84V85H19ZM107 84V83H106ZM114 84H116V83H114ZM137 84H138V82H137ZM142 84V83H141ZM145 84H148V83H145ZM177 84V83H176ZM176 84H175V86H176ZM5 85V84H4ZM4 85H2L3 87H4ZM17 85V86H18ZM110 85V84H109ZM161 85V84H160ZM172 85V84H171ZM181 85V84H180ZM228 85V84H227ZM1 86V87H2ZM16 86V85H15ZM16 86V87H17ZM22 86H23V83H22ZM115 86H117V85H114V87ZM126 86V85H125ZM139 86V85H138ZM142 86V85H141ZM179 86V85H178ZM249 86V85H248ZM8 87H9V85H8ZM7 87V88H8ZM16 87H14V89L16 88ZM19 87V86H18ZM89 87V86H88ZM92 87V86H91ZM100 87H102V86H100ZM118 87V86H117ZM6 88V89H7ZM71 88V89H70ZM82 88V87H81ZM80 88V89H81ZM85 88V87H84ZM132 88V87H131ZM148 88H150V87H148ZM164 88V87H163ZM182 88V87H181ZM193 88V87H192ZM191 88V89H192ZM11 89H13V87L12 88H10V90ZM87 89V88H86ZM91 89V88H90ZM89 89V90H90ZM99 89V88H98ZM125 89V88H124ZM128 89V88H127ZM134 89V88H133ZM136 89V88H135ZM168 89V88H167ZM84 90V89H83ZM92 90V89H91ZM94 90V89H93ZM91 91V92H95V91ZM138 90V89H137ZM143 90H145V89H143ZM148 90H151V89H148ZM148 90H147V92H148ZM177 90V89H176ZM224 90V89H223ZM226 90V89H225ZM258 90V89H257ZM5 91V90H4ZM8 91V90H7ZM13 91V90H12ZM88 91V90H87ZM120 91V90H119ZM134 91V90H133ZM141 91H142V89H141ZM146 91V90H145ZM174 91V90H173ZM178 91V90H177ZM176 91V92H177ZM191 91V90H190ZM228 91V90H227ZM230 91V90H229ZM229 91L228 92H226L227 94L229 93ZM82 92H84V91H82ZM91 92H89V93H91ZM97 92V91H96ZM111 92V91H110ZM175 92V91H174ZM179 92V91H178ZM4 93V92H3ZM8 93V92H7ZM6 93V94H7ZM13 93V92H12ZM251 93V92H250ZM5 94V93H4ZM5 94V95H6ZM10 94V93H9ZM14 94H15V92H14ZM18 94V95H19ZM30 94L28 95L29 97H31L30 96ZM86 94H87V92H86ZM117 94V93H116ZM133 94H135L134 92H133ZM193 94V93H192ZM257 94H258V92H257ZM13 95V94H12ZM70 95V94H69ZM147 95V94H146ZM178 95V94H177ZM182 95V94H181ZM190 95V94H189ZM251 95V94H250ZM259 95V94H258ZM2 96H4V95H2ZM16 96V95H15ZM68 96V95H67ZM135 96V95H134ZM136 96H137V94H136ZM150 96V95H149ZM153 96V95H152ZM161 96V95H160ZM212 96V95H211ZM1 97V96H0ZM5 97V96H4ZM9 97V96H8ZM8 97H7V99H8ZM73 97H75V96H73ZM114 97V96H113ZM112 97V98H113ZM188 97V96H187ZM195 97V96H194ZM25 98V97H24ZM136 98V97H135ZM145 98V97H144ZM147 98L148 97H146L145 99L147 100ZM189 98V97H188ZM213 98V97H212ZM218 98V97H217ZM15 99H17V98H15ZM20 99V98H19ZM28 99H30V98H28ZM66 99H69V98H66ZM113 99H115V98H113ZM129 99V98H128ZM164 99V98H163ZM27 100V99H26ZM25 100V101H26ZM32 100H34V99H32ZM71 100V99H70ZM74 100V99H73ZM156 100H158V99H156ZM175 100L176 99H173V101L175 102ZM178 100V99H177ZM4 101H6V98H5V100ZM3 101V102H4ZM8 101V100H7ZM17 101V100H16ZM20 102L19 103H16L17 105L16 106H13V104L11 103L12 102V100H11V102H6L5 103V108L3 107V105L4 104H2V105H0V135H1V137H2V140H3V146H0V147H2L1 148V156H0V185H2V184H4V183H9V184H16V183H21V182H23V181H25V180H28V182H38L40 185L41 184H44V183H46V184H48V177H47V174L44 172L45 171V169L46 168H48L50 165H51V163H52V161H53V159H54V157H55V155H56V153H57V150H56V148L54 149L53 148V146H51V143L49 142L50 141V138L52 137V135H54V130H49L48 131V129L46 130V131H37L34 135H30L29 136V131H30V129H29V131L27 130V128H26V125H27V123H28V118H29V116H30V113L33 111V107H32V102H30V104H29V102L28 103H26V102H23V101H21V100H19ZM35 101V100H34ZM37 101V100H36ZM52 101H54V100H52ZM108 101V100H107ZM160 101V100H159ZM173 101H171V102H169V104H168V106L169 105H174V103H173ZM15 102V101H14ZM108 102H110V101H108ZM145 102V101H144ZM189 102V101H188ZM193 102V101H192ZM210 102V101H209ZM213 102H214V100H213ZM36 103V102H35ZM34 103V104H35ZM37 103H39V101L37 102ZM42 103V102H41ZM50 103V102H49ZM71 103V102H70ZM140 103V102H139ZM212 103V102H211ZM51 104H54L53 102L51 103ZM146 104V103H145ZM176 104H178V103H176ZM179 104H180V102H179ZM182 104V103H181ZM204 103H198L197 104V110H198V112L200 113V111H202L203 112V110L205 109V106L203 105ZM210 104V103H209ZM49 105V104H48ZM133 105V104H132ZM149 105H151V104H149ZM183 105V104H182ZM208 105V104H207ZM247 105V104H246ZM259 105V104H258ZM57 106V105H56ZM103 106V105H102ZM101 106V107H102ZM112 106V105H111ZM148 106V105H147ZM160 106V105H159ZM179 106V105H178ZM181 106V105H180ZM214 106V105H213ZM36 107V109H37V106H35ZM40 108H42V106H39ZM38 107V110L40 109ZM45 107H46V104H45ZM45 107H43V108H45ZM100 107V108H101ZM141 107V106H140ZM183 107V106H182ZM193 107V106H192ZM196 107V106H195ZM10 109V108H12V110L16 113L15 114V116L11 119V120H9V119H7V117L5 118V115L4 114H2L1 112L2 111H4V109ZM14 108V109H13ZM56 108V107H55ZM66 108H67V106H66ZM91 108V107H90ZM99 108V109H100ZM116 108V107H115ZM166 108V107H165ZM180 108V107H179ZM68 109V108H67ZM72 109V108H71ZM102 109H106V108H102ZM117 109V108H116ZM183 109H184V107H183ZM68 110H70V109H68ZM107 110V109H106ZM105 110V111H106ZM113 110V109H112ZM120 110V109H119ZM143 110V109H142ZM166 110V109H165ZM175 110H177V109H175ZM54 111V107L53 106H51V108L49 107V111H48V113L50 114V112H53ZM107 111H109V110H107ZM115 112H116V110H114ZM150 111V110H149ZM178 111V110H177ZM194 111V110H193ZM38 112V111H37ZM100 112V111H99ZM195 112H196V109H195ZM256 112V111H255ZM33 113V112H32ZM71 113V112H70ZM106 113V112H105ZM109 113H110V111H109ZM108 112H107V115L109 114ZM138 113V112H137ZM136 113V114H137ZM148 113V112H147ZM177 113H179V112H176V114ZM204 113H205V111H204ZM250 113V112H249ZM44 114V113H43ZM73 114V113H72ZM78 114V113H77ZM76 114V115H77ZM101 114H104V113H101ZM111 114V113H110ZM159 114V113H158ZM201 114V113H200ZM51 115V114H50ZM126 115H127V113H126ZM162 115V114H161ZM178 115V114H177ZM183 115H185V114H183ZM190 115V114H189ZM9 116V115H8ZM118 116V115H117ZM45 117V116H44ZM51 118H52V115L50 116ZM116 117V116H115ZM115 117H114V119H115ZM120 117H121V114H120ZM152 117V116H151ZM179 117V116H178ZM199 117H200V115H199ZM207 117V116H206ZM208 117H210V115H209V113H208ZM38 118V117H37ZM60 118V117H59ZM67 118V117H66ZM71 118H74V117H72L71 116ZM111 118V117H110ZM113 118V117H112ZM76 119V118H75ZM113 119V120H114ZM141 119V118H140ZM139 119V120H140ZM163 119V118H162ZM174 119V118H173ZM210 119V118H209ZM74 120V119H73ZM112 120V119H111ZM111 121V122H114V121ZM138 120V119H137ZM161 120V119H160ZM201 120H202V118H201ZM35 121H36V118H35ZM71 121V120H70ZM96 121V120H95ZM102 121V120H101ZM109 121V120H108ZM171 121V120H170ZM185 121V120H184ZM251 121H253L252 119H251ZM37 122V121H36ZM118 122V121H117ZM185 122H187V121H185ZM263 122V121H262ZM68 123H69V120H68ZM100 123V122H99ZM104 123V122H103ZM109 123H110V121H109ZM109 123H107V124H109ZM120 123V122H119ZM125 123H126V119H125ZM145 123V122H144ZM149 123V122H148ZM163 123H164V121H163ZM166 123V122H165ZM247 123V122H246ZM34 124V123H33ZM37 124V123H36ZM36 124H34V126L36 125ZM100 124H102V123H100ZM113 123H111V125L109 124L108 126H106L105 124H104V126H105V128L103 129L104 130V132H102L103 134H105V135H112V137H114V139H115V137H116V133L114 132V131H116V130H114V129H116V128H114L113 130L114 131H112V128H111V126H113L112 125ZM114 124H115V122H114ZM117 124V123H116ZM123 124V123H122ZM133 124V123H132ZM168 124V123H167ZM177 124V123H176ZM197 124V123H196ZM195 124V125H196ZM121 125V124H120ZM162 125V124H161ZM69 126V125H68ZM117 126H119V124H117ZM256 126V125H255ZM260 126V125H259ZM33 127V126H32ZM39 127V126H38ZM37 127V128H38ZM78 127V126H77ZM96 127L98 128V126H97V124H96ZM101 127V126H100ZM116 127V126H115ZM120 127V126H119ZM122 127V126H121ZM177 127V126H176ZM186 127V126H185ZM188 127H190V126H188ZM193 126L191 125V128H192ZM196 127V126H195ZM69 128V127H68ZM118 128V127H117ZM133 128V127H132ZM173 128V127H172ZM175 128V127H174ZM187 128V127H186ZM190 128V129H191ZM259 128V127H258ZM32 129V128H31ZM39 129V128H38ZM120 129V128H119ZM135 129H138V128H135ZM166 129V128H165ZM170 129H171V126H170ZM178 129H180V128H178ZM184 129V128H183ZM194 129V128H193ZM192 129V130H193ZM73 130H74V128H73ZM129 130H132V129H128V131ZM142 130V129H141ZM167 130H168V128H167ZM185 130V129H184ZM188 130V129H187ZM195 130V129H194ZM259 130V129H258ZM63 131V130H62ZM98 131H100V130H98ZM147 131V130H146ZM155 131V130H154ZM166 131V130H165ZM35 132V131H34ZM117 132V131H116ZM122 132V131H121ZM127 132V131H126ZM144 132V131H143ZM148 132V131H147ZM169 132V131H168ZM185 132V131H184ZM26 133H29V134H26ZM31 133H32V130H31ZM63 133V132H62ZM66 133V132H65ZM89 133H90V131H89ZM119 133V132H118ZM123 133H125V131L123 132ZM171 133V132H170ZM186 133V132H185ZM185 133H184V135H185ZM33 134V133H32ZM67 134H68V132H67ZM195 134V133H194ZM210 134V133H209ZM73 135V134H72ZM166 135V134H165ZM169 135V134H168ZM186 135H187V133H186ZM202 135V134H201ZM203 135H205L204 133H203ZM63 136V135H62ZM100 136H101V134H100ZM181 136V135H180ZM99 137V136H98ZM153 137V136H152ZM155 137V136H154ZM158 137H161L162 138V135L161 136H158ZM169 137V136H168ZM172 137V136H171ZM170 137V138H171ZM174 137V136H173ZM193 137V136H192ZM203 137V136H202ZM83 138V137H82ZM90 138V137H89ZM92 138V137H91ZM177 138V137H176ZM81 139V138H80ZM86 139V138H85ZM139 139H141V138H139ZM157 138L155 137V140H156ZM159 139V138H158ZM163 139H164V137H163ZM185 139V138H184ZM190 139V138H189ZM0 140H1V138H0ZM61 140V139H60ZM71 140H72V138H71ZM70 140V141H71ZM83 140V139H82ZM102 140V139H101ZM106 140V139H105ZM119 140H120V138H119ZM127 140V139H126ZM178 140V139H177ZM200 140V139H199ZM18 141V143L15 145V143ZM79 141V140H78ZM92 141V140H91ZM146 141V140H145ZM154 141V140H153ZM188 141V140H187ZM64 142H65V140H64ZM93 142H94V140H93ZM122 142V141H121ZM139 142V141H138ZM143 142V141H142ZM164 142V141H163ZM178 142V141H177ZM191 142V141H190ZM201 142V141H200ZM63 143V142H62ZM85 143H87V142H85ZM104 143V142H103ZM108 143V142H107ZM140 143V142H139ZM144 143V142H143ZM156 143H157V141H156ZM159 143V142H158ZM180 143H181V141H180ZM189 143V142H188ZM61 144V143H60ZM81 144V143H80ZM82 144H84L83 143V141H82ZM89 144V143H88ZM88 144H85L84 146H87ZM148 144V143H147ZM150 144V143H149ZM153 144V143H152ZM160 144V143H159ZM179 144V143H178ZM182 144V143H181ZM1 145V144H0ZM5 145H7V146H5ZM15 145V146H14ZM64 145L65 144H63V147H64ZM68 145V144H67ZM90 145V144H89ZM93 145H94V143H93ZM97 145V144H96ZM161 145V144H160ZM189 145V144H188ZM252 145V144H251ZM58 146H59V144H58ZM83 146V147H84ZM154 146V145H153ZM180 146V145H179ZM78 147V146H77ZM88 147V146H87ZM91 147H92V145H91ZM93 147H95V146H93ZM97 147V146H96ZM170 147V146H169ZM177 147V146H176ZM59 148H62V147H59ZM73 148V147H72ZM121 148V147H120ZM187 148H188V146H187ZM247 148H249V147H247ZM70 149V148H69ZM79 149V148H78ZM85 149H86V147H85ZM118 149V148H117ZM177 149H179V148H177ZM84 150V149H83ZM103 150H105V149H103ZM167 150V149H166ZM180 150V149H179ZM178 150V151H179ZM184 150H185V147H184ZM183 150V151H184ZM247 150V149H246ZM70 151V150H69ZM91 151V150H90ZM156 151V150H155ZM177 151V150H176ZM177 151V152H178ZM181 151V150H180ZM179 151V152H180ZM186 151V150H185ZM62 152V151H61ZM73 152V151H72ZM77 152V151H76ZM83 152V151H82ZM127 152V151H126ZM129 152H131V151H129ZM154 152V151H153ZM166 152V151H165ZM101 153V152H100ZM106 153V152H105ZM108 153H110V151H108ZM188 153H190L189 151H188ZM188 153H187V156H188ZM195 153V152H194ZM60 154V153H59ZM58 154V155H59ZM92 154V153H91ZM96 154V153H95ZM102 154H103V156H104V153L102 152ZM125 154V153H124ZM129 154V153H128ZM131 154V153H130ZM154 154V153H153ZM167 154H168V152H167ZM166 154V155H167ZM173 153H171L170 155H172ZM176 154H178V153H176ZM99 155V154H98ZM161 155V154H160ZM165 154H164V157L166 156ZM169 155V156H170ZM184 155V154H183ZM190 155V154H189ZM201 155V154H200ZM207 155H209V154H207ZM155 156V155H154ZM186 156V155H185ZM191 156V155H190ZM194 156V155H193ZM71 157V156H70ZM75 157V156H74ZM78 157H79V155H78ZM83 157H84V155H83ZM90 157V156H89ZM89 157H84L83 158V160L81 159V161L82 162H84V163H86V164H88V163H90L91 162V160H93V159H91L90 160V158ZM99 157H101V155L99 156ZM127 157V156H126ZM131 158H132V155L130 156ZM184 157V156H183ZM96 159H97V157H95ZM104 158H107V157H104ZM109 158V157H108ZM122 158V157H121ZM159 158V157H158ZM188 158V157H187ZM196 158H197V156H196ZM74 159V158H73ZM170 159V158H169ZM176 159V158H175ZM95 160V159H94ZM106 161V159H101V163H102V161ZM131 160V159H130ZM154 160V159H153ZM180 160V159H179ZM195 159L194 158H189V159H186L184 162H183V164H184V169H188L190 166H194L195 164H197L195 161H194ZM204 160H205V158H204ZM81 161H80V163H81ZM100 161V160H99ZM125 161V160H124ZM156 161V160H155ZM155 161H153V163L155 162ZM163 161H165V160H163ZM171 161V160H170ZM197 161V160H196ZM200 161V160H199ZM147 162V161H146ZM162 162V161H161ZM177 162H178V160H177ZM175 163L176 165L178 164H180L179 162L178 163ZM205 162H207V161H205ZM114 163V162H113ZM128 163V162H127ZM132 163V162H131ZM170 163V162H169ZM173 163V162H172ZM77 164H79V163H77ZM140 164H141V162H140ZM149 164V163H148ZM182 164V165H183ZM70 165H72V162H71V164ZM88 165H90V164H88ZM87 165V166H88ZM93 165V164H92ZM99 165V164H98ZM113 165V164H112ZM137 165V164H136ZM157 165H159V164H157ZM168 165V164H167ZM181 165V164H180ZM204 165V164H203ZM86 166V167H87ZM95 166V165H94ZM97 166V165H96ZM128 166H131V164L129 165L128 164ZM159 166H161V165H159ZM99 167V166H98ZM104 166H103V164H102V168H103ZM112 167V166H111ZM127 167V166H126ZM132 167V166H131ZM134 167V166H133ZM137 167H139V166H137ZM147 167H148V165H147ZM152 167H154L153 166V164H152ZM195 167H196V165H195ZM90 168V167H89ZM105 168H107V167H105ZM119 168V167H118ZM140 168V167H139ZM169 168V167H168ZM171 168V167H170ZM169 168V169H170ZM175 168V167H174ZM179 168V167H178ZM194 168V167H193ZM208 168V167H207ZM74 169V168H73ZM97 169H99V168H97ZM111 169V168H110ZM113 169V168H112ZM112 169H111V171H112ZM117 169V168H116ZM134 169V168H133ZM132 169V170H133ZM158 169V168H157ZM70 170H72L71 168H70ZM103 170V169H102ZM135 170V169H134ZM133 170V171H134ZM149 170V169H148ZM147 170V171H148ZM152 170V169H151ZM183 170V169H182ZM194 170H195V168H194ZM99 171V170H98ZM108 171H110V170H108ZM120 171H121V169H120ZM132 171V172H133ZM167 171V170H166ZM189 171V170H188ZM70 172V171H69ZM69 172H67V173H69ZM100 172V171H99ZM122 172V171H121ZM131 172V171H130ZM135 172V171H134ZM45 173V174H44ZM47 173H49V172H47ZM110 173H112V172H110ZM137 173V172H136ZM150 173H152V172H150ZM176 173V172H175ZM182 173V172H181ZM198 173V172H197ZM209 173V172H208ZM70 174V173H69ZM75 174V173H74ZM113 174V173H112ZM112 174L111 175H109V176H112ZM117 174H121V173H117ZM130 174H132V173H130ZM163 174V173H162ZM51 175V174H50ZM71 175H73V174H71ZM76 175V174H75ZM127 175H129V174H127ZM150 175V174H149ZM148 175V176H149ZM160 175V174H159ZM159 175H158V177H154V179H155V183L156 182H158L159 183V186L161 187V189H162V187L164 186V184H163V181H164V178H163V175L162 176H160L159 177ZM189 175V174H188ZM56 176V175H55ZM68 176V175H67ZM123 176V175H122ZM121 176V177H122ZM143 176H145V175H143ZM147 176V175H146ZM207 176V175H206ZM51 177H52V175H51ZM60 177V176H59ZM62 177V176H61ZM68 177H70V176H68ZM117 177V176H116ZM114 178V179H117V178ZM129 177H131V176H129ZM164 177H165V175H164ZM22 178V179H21ZM53 178H54V174H53ZM56 178H57V176H56ZM75 178V177H74ZM97 178H100V177H97ZM102 178V177H101ZM108 178H111V177H108ZM133 178V177H132ZM142 178H144L145 179V177H142ZM141 178V179H142ZM189 178H191V177H189ZM200 178V177H199ZM204 178V177H203ZM70 179V178H69ZM73 179V178H72ZM121 179H123V178H121ZM124 179H126V178H124ZM150 179V178H149ZM152 179H153V177H152ZM175 179V178H174ZM206 179H207V177H206ZM23 180V181H22ZM51 180V179H50ZM58 180V179H57ZM60 180V179H59ZM99 179H97V181H98ZM101 180V179H100ZM104 180V179H103ZM103 180H101V182L103 181ZM148 180V179H147ZM169 180H170V178H169ZM178 180V179H177ZM201 180H202V178H201ZM67 181V180H66ZM96 181V182H97ZM130 181H131V179H130ZM134 181H136V180H134ZM142 181H143V179H142ZM185 181V180H184ZM51 182H53V181H51ZM59 182V181H58ZM83 182H85L79 175H78V177L76 178V179H74V181L71 183V185H70V187L68 188V190H66V192H64L61 196L60 195H54V193H52V192H47V190H48V188L47 187H42L41 186V189H40V194H41V196L45 199L44 200V202L47 204L48 202H49V204H48V208L46 209H42V210H35L34 212H32V213H30V214H27L28 216V218H27V221H25L26 222V227H25V231H23V232H19L18 233V231L17 232H15L14 231V224H15V221H14V218H13V215H10V214H5V215H0V241H3V242H6V244H7V250H6V252H5V254H6V257L9 259V263L10 264H12V261L13 260H16L17 262V264H59L64 258H65V256H66V254H65V251L70 247V246H68V245H66V244H63V243H60L59 242V240L61 239V236H60V234L58 233V231H57V229H58V226L60 225H63V226H67V227H72V228H74V227H76V226H78V222H79V220H80V218L81 217H86V219H89V220H93L92 221V223H90L89 225H87L85 228H79L80 230H81V232H83V233H85V235H87V237H90L91 239H96V238H98V237H100L99 235H100V233H101V230L105 227V219H106V217H107V215H109V214H107V209H105L104 207L105 206H102L101 208H90V209H87V208H84V209H78V208H76V207H74V206H72V199H73V197H75V196H78V195H85L86 193H87V191H88V188H87V186H84L82 183ZM125 182V181H124ZM126 182H128L127 183V185H128V187H126L125 185H123V184H120V183H117V182H115V189L113 190V191H111L110 193L108 192V191H106L105 190V192L107 193V194H110V199L112 198V199H116V200H118L119 201V203H122V206L123 207H134L133 208V210H135V213H134V215L132 216V214H131V216L134 218V216L137 214V213H141L142 214V212L146 209V206H144V205H134L135 204V202H133V200H130L131 199V197H130V195L132 194V192H133V190H135V189H133L132 190V188H131V185H130V182L129 181H126ZM137 182V181H136ZM147 182V181H146ZM149 182V181H148ZM153 182V181H152ZM169 182V181H168ZM173 182H174V180H173ZM172 182V183H173ZM188 182V181H187ZM60 183V182H59ZM99 183V182H98ZM150 183V182H149ZM154 183V182H153ZM154 183V184H155ZM166 183V182H165ZM23 184V183H22ZM67 184V183H66ZM110 184V183H109ZM126 184V183H125ZM131 184H133L132 183V181H131ZM151 184V183H150ZM150 184H147V185H150ZM171 184V183H170ZM174 184V183H173ZM207 184H209V181H208V183ZM48 185H50V184H48ZM63 185V184H62ZM69 185V184H68ZM134 185V184H133ZM132 185V186H133ZM144 185H146V184H144ZM143 185V186H144ZM166 185V184H165ZM13 186V185H12ZM51 186V185H50ZM99 186V185H98ZM102 186H103V184H102ZM108 185H106V187H107ZM152 186H154V185H152ZM158 186V187H159ZM10 187V186H9ZM68 187V186H67ZM101 186H99L98 187V189L100 188ZM134 187V186H133ZM145 187H148V186H144V188ZM168 187V186H167ZM178 187V186H177ZM187 187V186H186ZM185 187V188H186ZM191 186H190V184H189V188H190ZM7 188V187H6ZM135 188V187H134ZM179 188V187H178ZM181 188V187H180ZM208 188V186L205 188V189H207ZM56 189V188H55ZM61 189H62V186H61ZM136 189H137V187H136ZM139 189V188H138ZM138 189H137V191H138ZM143 189V188H142ZM149 189V188H148ZM164 189H165V187H164ZM183 189V188H182ZM209 189V188H208ZM50 190H52V189H50ZM140 190V189H139ZM158 190V189H157ZM167 190H169L168 188H167ZM204 190V189H203ZM11 191V192H10ZM56 191V190H55ZM136 191V192H137ZM154 191V190H153ZM180 191V190H179ZM205 191V190H204ZM7 192H9V193H7ZM7 195H5L4 196V199L6 198V199H9L10 197H12V189L11 188H7ZM63 192V191H62ZM135 191H134V193H136ZM144 192V191H143ZM147 192H149V191H147ZM152 192V191H151ZM165 192V191H164ZM105 193V194H106ZM134 193H133V195H134ZM153 193V192H152ZM151 193V194H152ZM195 193V192H194ZM200 193V192H199ZM198 193V194H199ZM96 194V193H95ZM98 194V193H97ZM140 194V193H139ZM145 194H147V193H145ZM149 194V193H148ZM174 194V193H173ZM204 194H205V192H204ZM158 195V194H157ZM203 195V194H202ZM95 196V195H94ZM107 196H109V195H107ZM159 196V195H158ZM207 196V195H206ZM96 197V200H97V198H100V197H98L97 195L95 196ZM95 197H94V199H95ZM101 197H103V196H101ZM135 197H136V195H135ZM176 197V196H175ZM204 197V196H203ZM106 198H108V197H106ZM137 198V197H136ZM162 198V197H161ZM195 198L198 200V198L195 196ZM91 199V198H90ZM101 199V198H100ZM152 199V198H151ZM167 199V198H166ZM194 199V198H193ZM207 199V198H206ZM2 200H3V197H2ZM91 200H93V199H91ZM153 200V199H152ZM226 200V199H225ZM3 201H5L6 202V200H3ZM9 201V200H8ZM57 201H59L60 203L62 202V203H65V205H63L62 204V206H63V208L64 209H62V210H60V211H58L56 208H54V205H57L58 204V202ZM94 201V200H93ZM101 201V200H100ZM107 201V200H106ZM110 201V200H109ZM181 201V200H180ZM212 201V200H211ZM56 202H57V204H56ZM97 202V201H96ZM103 202V201H102ZM117 202V201H116ZM148 202H149V204L150 203H152L153 204V202L150 200V198H148ZM169 202V201H168ZM206 202H207V200H206ZM99 203H101V202H99ZM108 203V202H107ZM166 203V202H165ZM170 203V202H169ZM41 204V203H40ZM110 204V203H109ZM117 204V203H116ZM146 204V203H145ZM201 204V203H200ZM29 205V204H28ZM102 205V204H101ZM106 205V204H105ZM225 205H226V203H225ZM65 206V207H64ZM108 206H111V204L110 205H108ZM116 206H118V205H116ZM202 206H203V203H202ZM227 206H228V204H227ZM57 207H58V205H57ZM60 207V206H59ZM99 207V206H98ZM112 207H114V206H112ZM167 208L168 207H171V206H166ZM39 208V207H38ZM106 208H107V206H106ZM204 208H206V209H209V213H210V211L212 212V209L211 208H209V207H207V205L205 204L204 205ZM108 209H110V208H108ZM123 209V208H122ZM176 209V208H175ZM174 209V210H175ZM206 209H203V210H206ZM211 209V210H210ZM222 210V209H221ZM227 210V209H226ZM109 211V210H108ZM113 211V210H112ZM154 211V210H153ZM165 211H167V210H165ZM26 212V211H25ZM25 212H23V214H25ZM110 212H111V210H110ZM128 212V211H127ZM159 212H161V211H159ZM205 212V211H204ZM226 212V211H225ZM224 212V213H225ZM116 213V212H115ZM114 213V214H115ZM167 213V212H166ZM177 213V212H176ZM209 213H208V215H209ZM22 214V213H21ZM146 214V213H145ZM179 214V213H178ZM233 214H235V213H233ZM168 216H169V214H167ZM177 215V214H176ZM115 216V215H114ZM158 216V215H157ZM171 216H173V215H171ZM170 216V217H171ZM178 216V215H177ZM116 217V216H115ZM115 217H114V219H115ZM26 218V217H25ZM133 218L131 219V220H133ZM210 218V217H209ZM113 219V220H114ZM124 219V218H123ZM130 219V218H129ZM169 219V218H168ZM167 219V220H168ZM24 221V220H23ZM107 221V220H106ZM138 221V220H137ZM134 222V221H133ZM170 222V221H169ZM135 223V222H134ZM166 223H168V222H166ZM18 224V223H17ZM108 224V223H107ZM106 224V225H107ZM111 224V223H110ZM115 224V223H114ZM114 224H111V225H114ZM117 224V223H116ZM133 224V223H132ZM209 224H210V222H209ZM76 225V226H75ZM125 225V224H124ZM208 225V224H207ZM127 226V225H126ZM171 226V225H170ZM204 227V226H203ZM239 227V226H238ZM24 228V227H23ZM166 228V227H165ZM74 229H76V228H74ZM203 229V228H202ZM113 230V229H112ZM111 230V231H112ZM158 230V229H157ZM172 230V229H171ZM20 231V230H19ZM31 231H36L38 234H40V235H42V237L45 239V240H47L45 243H43V245L41 246V245H36L35 243V247H37V249H34L33 248V246H31V241H29V238H28V235H29V233L31 232ZM166 232V231H165ZM164 233V232H163ZM202 233V232H201ZM34 234V233H33ZM113 234V233H112ZM117 234V233H116ZM205 234H206V231H205ZM201 235H203V234H201ZM34 236V235H33ZM116 236V235H115ZM164 236H166V235H164ZM201 237H203V236H201ZM205 237V236H204ZM200 238V237H199ZM198 238V239H199ZM37 239V238H36ZM35 239V240H36ZM164 239H166V238H164ZM205 239V238H204ZM210 239V238H209ZM167 240V239H166ZM200 241V240H199ZM206 241V240H205ZM204 241V242H205ZM187 242V241H186ZM143 243V242H142ZM197 243V242H196ZM4 245H5V243H4ZM150 245V244H149ZM152 245V244H151ZM160 246V245H159ZM188 246V245H187ZM158 247V246H157ZM168 247V246H167ZM197 247V246H196ZM171 248H172V245H171ZM177 248V247H176ZM194 248V247H193ZM202 248H204V247H202ZM235 248V247H234ZM190 249H192V248H189V250L188 251H190ZM198 249V248H197ZM206 249H207V247H206ZM232 249H233V247H232ZM70 250V249H69ZM193 250V249H192ZM196 250V249H195ZM210 250V249H209ZM209 250H207V251H209ZM238 250V249H237ZM250 250V249H249ZM163 251V250H162ZM186 251V250H185ZM194 251V250H193ZM201 251V250H200ZM230 251H232V250H230ZM145 252V251H144ZM195 252V251H194ZM236 252H238V251H236ZM257 252V251H256ZM123 253V252H122ZM125 253H127V252H125ZM186 253H187V251H186ZM189 253V252H188ZM196 253H204V252H196ZM233 253V252H232ZM260 253V252H259ZM70 254V253H69ZM117 254V253H116ZM145 254V253H144ZM147 254V253H146ZM159 254V253H158ZM235 254V253H234ZM233 254V255H234ZM191 255V254H190ZM204 255V254H203ZM202 255V256H203ZM260 255V254H259ZM194 256H195V254H194ZM237 256V255H236ZM240 256V255H239ZM238 256V257H239ZM150 257V256H149ZM196 257V256H195ZM198 257V256H197ZM207 257V256H206ZM209 257V256H208ZM208 257H207V259H208ZM200 258H202L201 256H200ZM200 258H199V261H200ZM230 258V257H229ZM29 259V260H28ZM79 259H80V262H81V264H101V263H99V262H94V259H93V257L91 256H89V255H85V256H80L79 257ZM195 259V258H194ZM198 259V258H197ZM206 259V261L208 262V260ZM232 259V258H231ZM240 259V258H239ZM248 259V258H247ZM142 260V259H141ZM145 260V259H144ZM225 260V259H224ZM246 260V259H245ZM146 261H147V259H146ZM197 261V263H198V260H196ZM203 261V260H202ZM205 261V260H204ZM206 261H205V264H206ZM71 262V263H70ZM74 262V261H73ZM72 261H69L68 263L69 264H74ZM79 262V261H78ZM144 262V261H143ZM210 262V261H209ZM196 263V264H197ZM202 263V262H201ZM67 264V263H66ZM136 264V263H135ZM146 264V263H145Z\"/></svg>",
	"mask_w": 264,
	"mask_h": 264
},
{
	"label": "crops",
	"instance_id": "3",
	"mask_svg": "<svg viewBox=\"0 0 264 264\" xmlns=\"http://www.w3.org/2000/svg\"><path fill=\"white\" fill-rule=\"evenodd\" d=\"M71 229H72V233H74V234H76V235H79V236H84L85 237V239L87 240H85V244H87V245H90L91 243H94L95 244V241L96 240H98V238H96V239H91L90 237H87V235H85V233H83V232H79L78 230H76V229H74V228H72V227H70ZM59 242L60 243H63V244H66V245H68V246H70V244L69 243H67L63 238H61L60 240H59ZM0 245H2V244H0ZM5 246H7V244H5ZM98 249H99V245L97 246V247H94V248H90V249H88L87 251H85L84 253H82L80 256H85V255H89L90 257L92 256L93 257V259H94V262H99V263H101L102 264V261L100 260V259H98L97 258V252H98ZM6 255V254H5ZM74 261V262H73ZM72 262L74 263V264H81V262H80V259H77V260H73ZM79 261V262H78ZM69 261L68 260H62L59 264H69L68 263ZM71 263V262H70Z\"/></svg>",
	"mask_w": 264,
	"mask_h": 264
},
{
	"label": "built area",
	"instance_id": "4",
	"mask_svg": "<svg viewBox=\"0 0 264 264\" xmlns=\"http://www.w3.org/2000/svg\"><path fill=\"white\" fill-rule=\"evenodd\" d=\"M93 220L86 219V217H81L79 222H78V227L79 228H85L87 225L92 223Z\"/></svg>",
	"mask_w": 264,
	"mask_h": 264
}]
</instances>
